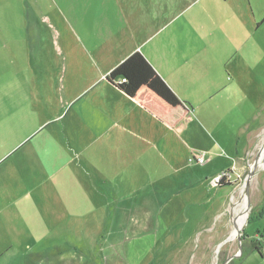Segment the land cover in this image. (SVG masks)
<instances>
[{
    "label": "rangeland",
    "instance_id": "rangeland-1",
    "mask_svg": "<svg viewBox=\"0 0 264 264\" xmlns=\"http://www.w3.org/2000/svg\"><path fill=\"white\" fill-rule=\"evenodd\" d=\"M192 2L0 0V108L3 110L7 101L16 103L14 108L24 103L29 108L41 92L49 99L54 98L49 89L51 82L66 85L91 74L93 64L89 55L97 64L96 53L103 51L102 41L107 36L124 40L121 18L130 19L134 14L131 12L141 4L157 7L154 13L161 9L162 18L171 11L172 17L180 14L179 22L203 8L209 13L203 21L207 27L217 25L212 22L216 21L218 5L226 4L224 0H201L200 5ZM231 3L245 9L244 20L250 24L249 54L232 62L239 72L237 77L232 71L235 81L222 84L221 77H226L229 71L219 70L211 76L216 82H207L205 90L186 101L193 109L194 122L182 131L183 135L170 133L171 149L177 137L180 140L170 156L168 178L146 192L151 202L145 195H139L133 205L139 216L144 214L141 210L145 204L149 205L147 212L153 214L144 217L134 214L130 229L131 219L125 213L115 223L107 217L99 219V224L93 220L90 231L74 235L71 248L76 251L72 258L60 259L56 249H44L42 245L38 264H264V0H228L226 6ZM190 4L192 7L186 9ZM135 17L139 18L140 12ZM231 20L219 17L218 22L237 28ZM238 31L245 40V30ZM67 79L72 80L66 82ZM218 84L225 91L211 95L204 106L201 94L213 93L210 86ZM198 85L194 80L192 87ZM240 86L242 93L238 90ZM213 106L220 112L215 111L214 122H204L203 128L201 111ZM50 114L48 108H41L39 114L26 110L28 118H24L23 128L17 127L19 135H11L9 139L3 134L0 120V156L20 140V135L44 122ZM12 129V124L8 125L5 135L9 136ZM193 133L195 136L189 140ZM182 142L193 143V149L183 147ZM17 154L18 151L14 155ZM192 158H201L203 163L191 161ZM237 202H242L247 214L242 228L231 237ZM165 206L169 214L162 216ZM43 237L44 242L47 236Z\"/></svg>",
    "mask_w": 264,
    "mask_h": 264
},
{
    "label": "crops",
    "instance_id": "crops-1",
    "mask_svg": "<svg viewBox=\"0 0 264 264\" xmlns=\"http://www.w3.org/2000/svg\"><path fill=\"white\" fill-rule=\"evenodd\" d=\"M191 1L194 5L201 3ZM226 4L218 5L217 22H212L217 25L209 27L203 25L209 14L203 8L179 22L180 14L172 17L171 11L162 18L161 9L154 13L157 7L141 4L131 12L130 19L121 18L124 40L107 36L102 41L103 51L96 53L97 64L89 55L91 74L66 85L51 82L54 98L41 92L29 108L25 103L15 108L12 101L4 102L11 106L3 103L0 120L8 139L19 135L17 127L23 128L26 123V110L39 114L41 108H48L52 114L20 135V140L0 156V264H27V259L28 264H38L42 245L44 249H56L60 259L72 258L74 235L90 231L93 220L99 224V219L107 217L115 223L125 213L131 219L130 229L136 217L153 214L147 212L148 204H141L144 214L139 216L133 205L139 195L151 202L146 192L168 178L170 156L180 140L177 137L171 149L170 133L183 135L182 131L194 122L193 109L186 101L205 90L207 82H216L211 76L219 70L229 71L221 77L222 84L235 81L232 71L237 77L239 72L232 62L249 54L250 24L244 20L245 9L240 4ZM138 12L139 18L135 17ZM219 17L232 19L237 28L218 22ZM238 29L245 30V40ZM134 52L142 54L190 111H174L168 122H160L106 82L108 73ZM194 80L199 84L195 88ZM210 87L213 93L201 94L203 105L211 95L225 91L220 84ZM238 90L242 93L243 86ZM215 111L220 112L214 106L202 109L199 119L203 128L204 122H214ZM58 121L61 123L54 129ZM10 124L13 129L6 136L4 131ZM182 146L193 149V143L182 142ZM161 213L168 215V206ZM43 235L47 236L44 242Z\"/></svg>",
    "mask_w": 264,
    "mask_h": 264
},
{
    "label": "trees",
    "instance_id": "trees-1",
    "mask_svg": "<svg viewBox=\"0 0 264 264\" xmlns=\"http://www.w3.org/2000/svg\"><path fill=\"white\" fill-rule=\"evenodd\" d=\"M124 79V82H120ZM106 82L135 101L144 111L160 122H168L171 113L186 109L139 52H134L114 67L105 77ZM255 251L259 253L257 248Z\"/></svg>",
    "mask_w": 264,
    "mask_h": 264
},
{
    "label": "bare ground",
    "instance_id": "bare-ground-1",
    "mask_svg": "<svg viewBox=\"0 0 264 264\" xmlns=\"http://www.w3.org/2000/svg\"><path fill=\"white\" fill-rule=\"evenodd\" d=\"M263 154H264V152H263ZM246 214L247 213L243 209L242 202H237L234 205V210H233L232 224L234 225V229L232 230L231 237L236 236L237 230L242 228L244 221H245V218H246Z\"/></svg>",
    "mask_w": 264,
    "mask_h": 264
},
{
    "label": "built area",
    "instance_id": "built-area-1",
    "mask_svg": "<svg viewBox=\"0 0 264 264\" xmlns=\"http://www.w3.org/2000/svg\"><path fill=\"white\" fill-rule=\"evenodd\" d=\"M120 82H124V79H121ZM191 161H194V162L199 163V164H202V163H203V161H202L201 158H198V159H196V158H192Z\"/></svg>",
    "mask_w": 264,
    "mask_h": 264
},
{
    "label": "water",
    "instance_id": "water-1",
    "mask_svg": "<svg viewBox=\"0 0 264 264\" xmlns=\"http://www.w3.org/2000/svg\"><path fill=\"white\" fill-rule=\"evenodd\" d=\"M247 189H248V183H247V185H246V190H245L246 194H247Z\"/></svg>",
    "mask_w": 264,
    "mask_h": 264
}]
</instances>
